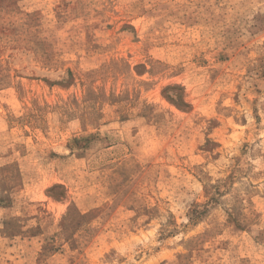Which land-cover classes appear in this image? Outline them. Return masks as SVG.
I'll list each match as a JSON object with an SVG mask.
<instances>
[{"label":"rangeland","instance_id":"374dc122","mask_svg":"<svg viewBox=\"0 0 264 264\" xmlns=\"http://www.w3.org/2000/svg\"><path fill=\"white\" fill-rule=\"evenodd\" d=\"M0 264H264V0H0Z\"/></svg>","mask_w":264,"mask_h":264}]
</instances>
